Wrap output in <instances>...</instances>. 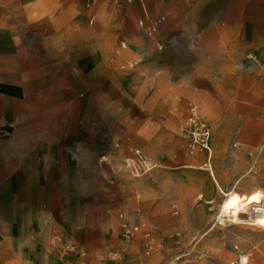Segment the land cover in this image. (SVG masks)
Instances as JSON below:
<instances>
[{
    "label": "rangeland",
    "instance_id": "1",
    "mask_svg": "<svg viewBox=\"0 0 264 264\" xmlns=\"http://www.w3.org/2000/svg\"><path fill=\"white\" fill-rule=\"evenodd\" d=\"M239 8L259 17L262 30L247 33L243 22L219 33L218 12ZM182 14L233 60L207 53ZM109 38L119 57L88 65ZM122 42L142 43L157 58L133 96L115 82L143 59L135 50L122 55ZM127 59L138 63L122 68ZM260 79L264 0H0V264H264V223L221 220L224 200L243 190L222 196L207 155L188 154L183 130L195 102L211 145L226 133L216 172L232 186L254 164L248 175L264 184ZM200 99L213 106L212 119ZM129 143L162 164L131 176ZM148 145L158 146L159 160Z\"/></svg>",
    "mask_w": 264,
    "mask_h": 264
},
{
    "label": "crops",
    "instance_id": "2",
    "mask_svg": "<svg viewBox=\"0 0 264 264\" xmlns=\"http://www.w3.org/2000/svg\"><path fill=\"white\" fill-rule=\"evenodd\" d=\"M250 13L247 11H243L240 8L236 9L235 11H231L225 10L223 12H218V22L220 25L219 33H229L230 31L233 30H237L238 27H241L242 23L244 22V24L242 25L244 27V29L246 30L247 33H253L254 31H261L262 27L261 24H259L258 22H260V18H256V19H250L249 15ZM181 18L183 19V21L186 24L187 27V32L190 33V35L192 36V38L196 41L197 38V42L198 44H201L204 48V50H206V52H210L212 53L211 56L214 58H217L218 60H223V61H232L233 58L235 57L234 55L231 56H226V55H218L219 53H217V51L213 50L212 47H210L209 43L207 42V40L205 39V37H203L200 32L198 31L194 21L192 18H190L188 15H181ZM213 23L211 22V19H209L208 21L204 22V33H210L211 31V27H212ZM249 40H254L253 38H250ZM112 39L109 38V40H105L104 42H102L100 44V46L95 49V51H93V53L91 54L89 61H87V64L92 66V67H97L99 65L100 62L105 63L107 62V60L114 57H119V55L117 53H115L114 50V44L112 43ZM125 43V42H122ZM242 42H238L237 44H240ZM126 44V43H125ZM128 47V48H127ZM122 48H127L124 52H122V55H128L131 50H135V52L142 57L143 59V63L141 64V66L133 68L132 70L119 74L118 78L119 80L116 81V85L119 86V88H121L123 93H127L129 96H133L134 95V91L132 86L136 83L139 82L141 80H144L148 74L150 73V70H155L157 69L156 67V63H157V58H155L151 51L142 43H138V42H134L132 48L129 46H125ZM128 60H132V59H127L125 61ZM100 67V65H99ZM257 86H259V88L261 90H264V79H260L259 82H257ZM200 104L202 106V108L207 112L208 116L212 119V105L205 99H200ZM188 105V104H187ZM187 105H186V118H187ZM212 122V126L213 128H218L220 129V127L216 124V122ZM237 145V142L235 143ZM263 145H264V140H263ZM158 146H152V145H148L146 150L149 151L155 158H157L159 160L160 156L156 153L155 148ZM226 133L222 130H219L217 138H214L212 140V145H211V155L210 156H206V162H205V168L209 170L211 179L214 183V185L216 186V188L219 190V192L222 194V196L227 193L228 191H230L232 188H237L239 190H250V192L252 194H257L260 198H261V202L264 203V184L261 182V180H259L257 178L256 175H251L249 176L248 174L252 171V168L255 167V165L253 164L251 166L250 169L246 170L243 174H241L240 176H238L235 179L234 184L236 183H240L241 181H243L244 179H252L253 183L251 185H240V186H236V185H232V186H228L227 182H225L222 179V176L219 175L216 172L215 166H214V162H213V158L215 157V155L218 152H224L226 149ZM243 147V146H242ZM200 154V153H199ZM199 154L195 155L198 156ZM204 154V153H202ZM149 155V154H148ZM150 156V155H149ZM193 156V157H195ZM151 157V156H150ZM152 158V157H151ZM156 164L158 165V163L162 164L161 161L159 160V162L157 163V161L152 158ZM139 178V177H138ZM141 182V181H140ZM212 200V199H209ZM264 227V226H262ZM153 240V239H152ZM148 243V240H147ZM154 244V243H153ZM147 247V246H146ZM146 249V248H145ZM153 252V251H152Z\"/></svg>",
    "mask_w": 264,
    "mask_h": 264
},
{
    "label": "built area",
    "instance_id": "3",
    "mask_svg": "<svg viewBox=\"0 0 264 264\" xmlns=\"http://www.w3.org/2000/svg\"><path fill=\"white\" fill-rule=\"evenodd\" d=\"M140 25L143 26V20L140 21ZM155 31L154 27H148V34H153ZM125 47L126 44L122 43ZM157 47L160 49L162 43L158 42ZM254 60L258 63L257 59ZM138 63V59H132L126 61L122 68H130ZM186 125L183 130L187 133L186 149L189 155L195 156L199 153H204L205 155H211V129L209 125L204 122L200 116L199 108L195 102H189L187 105V118ZM119 143H117V146ZM128 154L124 159V165L129 174L135 178L142 177L145 174L151 172L156 166V162L143 151L141 147H138L132 143L127 145ZM172 209L174 213H178L177 204H172ZM144 226L143 222L140 224L126 228L124 236L131 238L135 231L140 230ZM57 237V236H55ZM153 251V240L148 238L147 247L145 249V254L150 255Z\"/></svg>",
    "mask_w": 264,
    "mask_h": 264
},
{
    "label": "bare ground",
    "instance_id": "4",
    "mask_svg": "<svg viewBox=\"0 0 264 264\" xmlns=\"http://www.w3.org/2000/svg\"><path fill=\"white\" fill-rule=\"evenodd\" d=\"M257 194L250 190H243L237 194L227 197L223 202V217L231 219L247 220L250 223H262L264 221V203ZM244 220V221H245Z\"/></svg>",
    "mask_w": 264,
    "mask_h": 264
},
{
    "label": "snow or ice",
    "instance_id": "5",
    "mask_svg": "<svg viewBox=\"0 0 264 264\" xmlns=\"http://www.w3.org/2000/svg\"><path fill=\"white\" fill-rule=\"evenodd\" d=\"M262 223H264V221H262Z\"/></svg>",
    "mask_w": 264,
    "mask_h": 264
}]
</instances>
